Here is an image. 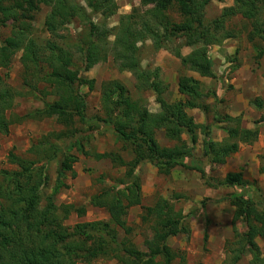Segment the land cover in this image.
Returning a JSON list of instances; mask_svg holds the SVG:
<instances>
[{
	"label": "trees",
	"instance_id": "trees-1",
	"mask_svg": "<svg viewBox=\"0 0 264 264\" xmlns=\"http://www.w3.org/2000/svg\"><path fill=\"white\" fill-rule=\"evenodd\" d=\"M140 1L143 5L155 6L147 13L122 15L119 25L110 28L106 21L117 14L119 7L116 0H85L95 14H101L103 22L93 21L76 0H0V30L9 24L15 30L4 40L0 36V134L8 133L13 119L7 112L15 107L17 98L23 96L22 91L7 82V73L2 75L1 70L11 68L20 50H23V80L30 93L41 100L55 92L58 97L52 102H45L41 109L33 113L23 117L16 115L15 120L56 118L66 128L65 131L43 135L31 148V151L39 154L41 149L38 151V147L45 142L52 146L51 153L37 161L19 159L11 154L19 170L1 172L7 177L4 184L0 182V264H78V260L86 255L92 258L102 255L117 258L120 264H173L177 253L168 244V240L184 231V215L167 198H159L155 205L144 208L142 220L152 229V235L144 241L146 252L131 245L129 238L119 240L118 237L119 227L128 235L132 233L127 215L132 206L141 204L142 180L137 169L146 160L152 162L161 174L169 175L173 168L179 166L198 170L209 186L244 188L246 192L231 199L236 208L231 243L236 245V249L227 253L225 264H239L247 255L251 257L248 264H264V254L257 242L264 238V203L248 193L251 187L242 172L229 173L223 181L215 182L205 168L225 164L232 155L239 152L243 144L255 143L260 131L258 128L244 127L241 115H217L216 122L228 124L225 127L227 135L221 141H214L211 128L195 121L188 112L190 109L208 112L209 106L201 99L215 97L220 101L221 94L226 92L225 77L215 71L209 46L216 42L220 31L229 30L221 35L225 39L234 36L235 33L227 24L235 16L240 15L249 21L251 40L260 38L264 41V0H234L233 5L225 7L221 15L211 22L206 20L205 7L214 0ZM42 5L50 7L45 26L53 34L57 28L65 26L74 18L80 17L87 21L92 38L88 43L80 45L83 67L75 66L71 51L58 43L48 41L40 48L30 39L27 32L30 30L29 23ZM170 8L180 14L181 21H168V25L158 21V13ZM19 22L21 29L17 28ZM109 36H114V41L107 40ZM144 38L151 39L157 49L163 46L165 40L168 42L176 38H185L187 46L201 45L189 55H183L179 49L176 56L186 68L216 79V90L205 91L197 79L183 75L178 81V91L185 98L168 102L164 97L167 87L158 73L144 69L141 65L138 44ZM27 39L32 44L27 43ZM109 53L121 62V69L136 75L138 88L150 89L155 93L156 102L160 106L158 111L152 112L141 105L140 101L133 100L129 90L119 80H112L102 86L104 116L87 118L88 105L81 88L87 86L94 90L96 81L83 74L106 60ZM263 54L264 51H259L257 58ZM44 64H49V71L45 72ZM42 82L52 87L53 91L40 89L39 84ZM251 103L262 112L257 122H264V100L257 97ZM77 121L113 129L117 138L132 151L133 158L127 161L122 154L115 152L94 155L97 160L109 159L123 166L126 179L121 177L112 188L91 199L93 206L108 212V221L80 222L71 228L66 225L69 215L76 212L83 216L85 207L58 205L56 197L68 188V173L72 177L77 176L73 164L78 159L72 150L80 146L83 149L80 138L82 133L76 128ZM198 131L205 134V160H200L202 163L194 155L195 146L199 142ZM160 132L174 142L171 147L160 144ZM62 140L66 143L64 150L55 146L56 142ZM58 152L57 181L50 196H47V204L41 208V189L48 183L47 165L58 159ZM260 171L264 173V163ZM202 206L205 207L206 202ZM239 219L244 228L242 232L236 227Z\"/></svg>",
	"mask_w": 264,
	"mask_h": 264
},
{
	"label": "rangeland",
	"instance_id": "rangeland-1",
	"mask_svg": "<svg viewBox=\"0 0 264 264\" xmlns=\"http://www.w3.org/2000/svg\"><path fill=\"white\" fill-rule=\"evenodd\" d=\"M83 7L87 15H90L95 22H103L100 13H94L85 0H76ZM118 5L117 14L109 18L106 23L110 28H115L120 23L122 15L142 14L151 11L154 4L143 5L140 0H116ZM234 0H214L205 7V17L207 22L219 17L225 7L233 5ZM50 12V7L42 5L41 9L34 14L29 23L27 32L30 39L42 48L48 41L56 42L60 46L71 51L75 66L83 67V60L80 50L81 43L90 41V27L87 21L77 17L63 27L57 28L56 33H51L45 26V20ZM89 16V17H90ZM152 18V14H150ZM88 19V18H87ZM153 19V18H152ZM180 14L175 9L170 8L161 14L158 13V21L180 22ZM32 24V25H31ZM163 26V24L158 23ZM7 25L0 30L2 40L11 36L13 25ZM233 30L234 36L223 38L229 30L220 31L215 43L209 46V53L214 61L215 71L225 77L226 92L221 94L218 101L215 97L202 98L201 101L209 106L208 112L200 109H190L192 115L198 123H202L211 128V138L214 141H221L226 137V123L216 122L217 115L230 114L232 116L241 115L243 126L246 128H258L262 131L263 137L252 145L243 144L236 154L232 155L223 165H212L205 168L209 170V176L215 182L223 181L229 173L242 172L243 178L250 185L248 193L257 201L264 203V174L260 173L259 167L264 163V122H257L262 112L258 110L251 101L257 97L264 100V54L257 58L259 51H264V41L260 38L251 40L249 32L251 25L242 16H235L228 24ZM21 23H18L17 28ZM163 30V27H161ZM25 29V28H24ZM28 37V36H27ZM114 36H109L107 40L114 41ZM186 39H173L164 41L163 46L157 49L151 39L144 38L138 44V54L141 65L144 69L155 71L158 77L164 82L167 90L164 94L168 102H175L185 98L178 91V81L181 76H189L197 79L203 90H216L217 80L204 77L199 73L186 68L181 60L176 56L180 49L183 55H189L198 46H187ZM27 43L29 39H27ZM110 47L108 50L110 51ZM23 50L16 53L11 68L7 71L1 70L2 75L7 73V82L15 89L23 92V96L17 98L15 107L7 114L13 119L8 133L0 134V182L5 183L7 175L1 172H15L19 170L18 165L11 159V154L19 159L40 160L45 154L51 153L52 146L49 143H41L38 147L39 154L31 148L39 139L53 131H65L66 128L59 124L56 118H46L42 120L24 119L15 120L16 115L25 116L27 113L41 109L45 102H52L58 95L45 96L44 100L35 97L30 93L23 80V64L21 63ZM114 54L109 53L108 58L99 62L84 76L95 79L96 86L90 90L87 86L82 87L87 101L86 116L93 119L96 116H104L102 107V86L112 80H119L130 92L133 100L140 101L150 111L156 112L160 106L156 102L155 93L146 88H138L139 81L134 73L121 69V62L117 61ZM43 69L50 70L49 64H44ZM40 89L53 91L47 83L39 84ZM40 94H38L39 96ZM40 97V96H39ZM76 128L82 133V147H76L72 154L77 157L73 164L80 173L72 177L68 173L66 180L68 188L64 189L56 197V203L74 204L77 208L85 207V214L79 216L76 212L69 215L66 225L73 228L80 222L109 220L108 212L93 206L91 199L94 195L112 188L121 177H125V168L114 164L109 159L97 160L96 153H119L127 161L133 158V153L125 147L119 140L113 129L98 125L83 124L77 121ZM71 131V130H70ZM199 142L195 146V158L204 161V139L205 134L198 131ZM84 135V136H83ZM88 136L87 138H85ZM188 139V136H184ZM158 140L163 146H170L173 142L167 140L163 132L158 133ZM66 143L64 140L56 142L55 146L64 150ZM59 149V150H60ZM82 150V151H81ZM38 153V152H37ZM58 159L47 165L48 183L41 189V205L43 208L47 204V196H50L52 188L57 181ZM200 161V162H201ZM201 162V163H202ZM157 167L146 160L137 169L142 180V201L141 204L132 206L127 215V223L132 229L128 235L119 227V240L129 238L131 245L142 251H147L145 239L152 235L149 224L144 223L142 215L144 208L153 206L159 198L171 200L175 209L182 210L184 219L182 227L184 231L177 236L170 237L168 244L176 251L177 255L173 264H225L227 253L236 249V245L231 243L234 236V223L236 208L232 205L231 199L241 193L246 192L244 188L209 186L205 183L201 172L187 168L175 169L172 174H159ZM77 172V173H78ZM122 179V178H121ZM128 179V178H127ZM248 189V188H247ZM206 202L203 207L202 203ZM151 224V222H149ZM236 227L241 232L244 231L242 222L236 221ZM207 236V237H206ZM206 238V239H205ZM258 245L264 254V238L258 239ZM66 251V248H65ZM251 257L245 256L239 264H248ZM78 264H120L117 258L100 256L85 257L78 260Z\"/></svg>",
	"mask_w": 264,
	"mask_h": 264
},
{
	"label": "crops",
	"instance_id": "crops-1",
	"mask_svg": "<svg viewBox=\"0 0 264 264\" xmlns=\"http://www.w3.org/2000/svg\"><path fill=\"white\" fill-rule=\"evenodd\" d=\"M260 135H261V137H263V135H262V131L260 132ZM167 140L170 141V142H173V141H171V140H169V139H167ZM159 142H160V140H159ZM160 143H161V142H160ZM173 144H174V142H173ZM173 144H172V145H173ZM172 145L167 146V147H171ZM73 168H74V170H75L76 173H77L78 171L75 169V167H73ZM181 168H182V167L177 166V167L173 168L172 172H173L175 169H180V170H181ZM260 168H261V165H260L258 171H259L260 173H262V172L260 171ZM157 169H158V168H157ZM157 171H158V170H157ZM158 173H159V171H158ZM77 174L80 176V173H79V172H78ZM159 174H161V173H159ZM171 174H172V173H171ZM262 174H264V173H262ZM77 177H78V176H77ZM241 262H242V261H241Z\"/></svg>",
	"mask_w": 264,
	"mask_h": 264
}]
</instances>
